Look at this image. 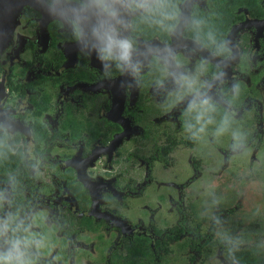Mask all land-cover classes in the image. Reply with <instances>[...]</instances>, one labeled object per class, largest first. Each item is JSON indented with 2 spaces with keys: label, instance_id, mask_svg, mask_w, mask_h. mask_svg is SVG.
Masks as SVG:
<instances>
[{
  "label": "flooded vegetation",
  "instance_id": "af4514ba",
  "mask_svg": "<svg viewBox=\"0 0 264 264\" xmlns=\"http://www.w3.org/2000/svg\"><path fill=\"white\" fill-rule=\"evenodd\" d=\"M48 3L25 5L0 47V219L42 241L35 264H264V0H168L172 31L128 15L136 78L104 76ZM179 73L216 106L198 139L191 96L173 110ZM217 192L243 194L241 213Z\"/></svg>",
  "mask_w": 264,
  "mask_h": 264
},
{
  "label": "clouds",
  "instance_id": "9594fccd",
  "mask_svg": "<svg viewBox=\"0 0 264 264\" xmlns=\"http://www.w3.org/2000/svg\"><path fill=\"white\" fill-rule=\"evenodd\" d=\"M47 10L50 15L59 17L71 26L73 42L87 55H95L104 76L114 66L121 74L128 73L133 78L139 75L142 63L136 58L133 41L123 35L126 17L138 13L145 19L151 18L166 31L173 30L169 22L176 18V12L169 10L168 0H49ZM196 23L199 26V22ZM209 38L215 43L211 36ZM227 51L224 43L217 46V54ZM166 52L171 55L168 50L149 48L144 55L166 58ZM174 79L178 91L173 110L186 96H191L183 114H194V123L186 122L184 127L193 139H198L207 126L214 122L211 114L216 111V106L207 92L201 90L204 86L197 75L179 73L174 74ZM233 91L238 93L239 85H234ZM229 124L230 117L225 114L215 134H224ZM233 137L240 139V134L233 133ZM20 232L24 235H19ZM29 232L30 226L25 227L23 222L14 224L11 214L0 219V241L3 242L0 245V264H35L30 249L33 246L39 249L43 243L30 236Z\"/></svg>",
  "mask_w": 264,
  "mask_h": 264
},
{
  "label": "water",
  "instance_id": "95a60500",
  "mask_svg": "<svg viewBox=\"0 0 264 264\" xmlns=\"http://www.w3.org/2000/svg\"><path fill=\"white\" fill-rule=\"evenodd\" d=\"M37 0H0V47L9 40V33L25 5L35 6Z\"/></svg>",
  "mask_w": 264,
  "mask_h": 264
},
{
  "label": "rangeland",
  "instance_id": "374dc122",
  "mask_svg": "<svg viewBox=\"0 0 264 264\" xmlns=\"http://www.w3.org/2000/svg\"><path fill=\"white\" fill-rule=\"evenodd\" d=\"M232 184L241 185L242 183H239L237 181H232ZM229 197L230 196H227V195L226 196H223V195L219 196V193L217 192V196L215 198H213L214 199L213 202L217 200L219 202V205H221V206L224 205L223 209H228V208L232 207V209H235L237 211V213H241V206L239 203H240V200H242L245 196L242 194L241 196L239 195L238 198H236V199L233 198L232 196H231L232 198H229ZM209 201H210V210H211L209 218L211 220H213L214 219V215H213L214 212L213 211L215 210V207H213L214 204H212L213 203L212 200L209 199ZM251 209H252V198L247 197L245 199L244 205L242 206V211H247L249 214ZM231 219H234V218L231 217ZM211 220H209V221H211Z\"/></svg>",
  "mask_w": 264,
  "mask_h": 264
}]
</instances>
